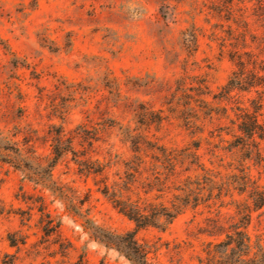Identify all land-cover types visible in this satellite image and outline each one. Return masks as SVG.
Listing matches in <instances>:
<instances>
[{
  "label": "rangeland",
  "instance_id": "rangeland-1",
  "mask_svg": "<svg viewBox=\"0 0 264 264\" xmlns=\"http://www.w3.org/2000/svg\"><path fill=\"white\" fill-rule=\"evenodd\" d=\"M218 6L220 0H0V264H133L102 240L136 227L101 189L105 178L124 176L123 160L133 154L114 122L137 128L145 108L165 118L152 125L153 139L180 148L201 141L207 163L219 164L217 155L225 167L238 160L217 137L229 120L207 122L201 133L181 119L193 116L194 100L228 103L224 88L235 67L231 47L222 44L231 22ZM232 96L248 107L256 94ZM97 159L112 168L89 172ZM249 164L264 185V164ZM232 202H206L165 230H139L148 263L207 264L225 238L217 229L236 213ZM247 230L264 245V207Z\"/></svg>",
  "mask_w": 264,
  "mask_h": 264
},
{
  "label": "trees",
  "instance_id": "trees-1",
  "mask_svg": "<svg viewBox=\"0 0 264 264\" xmlns=\"http://www.w3.org/2000/svg\"><path fill=\"white\" fill-rule=\"evenodd\" d=\"M218 9V15L231 22L229 36L222 44V48L227 43L231 47L228 54L235 67L224 88L228 103L214 107L206 99L194 100L188 104L195 105L191 108L193 116L187 121L181 119L185 126L194 131L201 129V133L207 122L229 120L230 125L220 127L217 137L220 144H226L223 151L239 153L240 157L225 167L224 155L216 156L219 164L203 159L199 154L201 141L180 148L153 139L149 136L152 125H160L165 118L149 108L139 113L137 128L114 122L113 127H118L124 140L130 142L133 154L131 159L123 160L124 176L113 182L105 178L101 193L136 229L123 235L107 233L102 240L133 264H149L151 253L146 244L137 240L139 230H165L189 208L227 197L232 199L236 213L229 217L231 224L217 229L218 235L225 238L218 240L208 253L207 264H264V245L254 244L247 230L252 213L264 207V185L254 180L249 164L253 160L264 164V0H220ZM235 90L254 93L256 97L247 99L250 103L247 107L240 98L232 96ZM234 99L237 106L229 108ZM231 111L235 112V118L231 117ZM198 121L201 126H197ZM91 166L85 168L101 175L113 164H102L97 159ZM235 195L246 198L237 200Z\"/></svg>",
  "mask_w": 264,
  "mask_h": 264
}]
</instances>
